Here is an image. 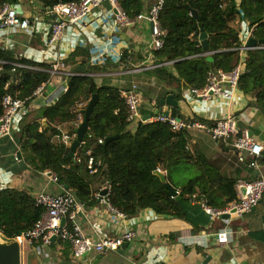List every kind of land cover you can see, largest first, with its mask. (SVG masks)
<instances>
[{"label":"trees","instance_id":"trees-1","mask_svg":"<svg viewBox=\"0 0 264 264\" xmlns=\"http://www.w3.org/2000/svg\"><path fill=\"white\" fill-rule=\"evenodd\" d=\"M22 1L0 0V6L9 4L14 7ZM34 1L45 12L58 4L80 0ZM162 2L158 19L165 35L162 48L153 50L154 65L172 64L157 67L148 74L170 87L166 94H173L175 100H181V84L190 90L201 89L210 72L220 70L227 73L240 66L237 89L252 96L254 104L264 113V48H259L264 45L247 50L246 62L241 64L238 39L240 18L247 23L253 39L264 40V0H240L238 10L234 0ZM120 5L129 18H135L142 13L143 0H121ZM191 11L197 12L198 22L191 16ZM199 27L207 34L208 55H203L201 46L196 44ZM79 54L84 60L76 63L74 60ZM123 55L121 61H124ZM88 59V52L80 49L69 57V62L75 65L71 73L77 75L68 77L66 91L53 106L37 108L23 132L15 134L21 147L20 154L30 168L41 173H55L58 183L67 186L66 190L79 203H86L93 192L100 193V188L109 183V204L127 217H133L141 210H151L159 216L187 221L184 205L190 200L216 211L238 202L235 192L240 175L238 169L234 174L221 172L201 151L191 152L188 145L197 133L191 129L173 132L167 124L160 122L138 123L135 130L128 128V111L121 90L80 75L88 73ZM51 66L35 64L0 48V69L5 72L0 75V116L5 95L22 100L21 112L27 116L34 105V92L50 79ZM169 66L174 73L167 71ZM10 72L14 75L7 74ZM84 83H88L85 93L89 99L97 95L98 102L89 119L83 144L76 151L80 157V163H76L68 158L70 149L63 153L56 151L48 141L46 130L50 119L65 118V109L73 107ZM170 115L181 117L177 109L171 110ZM44 119L47 126L42 124ZM115 136L117 138L105 143L107 138ZM99 139L103 140L101 144ZM88 150L99 163L93 174L86 168ZM153 165L165 175V183L152 174ZM166 184L178 193L177 196L170 194ZM42 212V207L27 191L0 189V232L5 237L16 238L30 230Z\"/></svg>","mask_w":264,"mask_h":264},{"label":"crops","instance_id":"crops-1","mask_svg":"<svg viewBox=\"0 0 264 264\" xmlns=\"http://www.w3.org/2000/svg\"><path fill=\"white\" fill-rule=\"evenodd\" d=\"M101 1L100 6L83 22L67 28L60 42L50 44L51 18L34 0H23L14 9L19 16L29 18L31 23L26 30L15 27L0 31V48L35 64L52 65L60 62L66 73H71L75 67L69 62V57L78 49L87 51L88 73H82L84 76L119 90H126L131 84H136L141 96V117L154 115L160 107V101L173 94H166L170 87L148 74L157 67L133 72V69L146 68L155 63L151 48V25L141 19L131 26H115L112 8L106 1ZM155 2L143 0L141 14H146ZM239 3L240 0H234L237 10ZM238 21L240 63L243 64L247 59L246 51L250 50L246 46L252 37L247 23L240 18ZM122 54L124 61H121ZM203 55H208V52ZM83 57L79 54L74 62L84 60ZM167 71L174 73L172 66ZM67 79L50 77L42 94L35 98L29 114L24 116L23 112L19 113L13 126V139L0 137V189L23 190L33 197L42 189L49 192L60 190V183H51L47 176L34 171L24 162L15 134L23 132V127L30 122L37 108L50 107L57 102L63 88H66ZM87 88L88 83L81 86L80 97L86 95ZM180 89L182 99L177 101L173 96L181 115L179 119L212 124L233 116L238 121V129H247L249 135L264 148V113L254 104L252 96L244 95L236 88L230 90V98L215 95L203 100L193 96L184 84H181ZM166 109L170 110L168 107ZM77 112L82 114V109L73 106L65 109V118L48 121L46 135L58 153L70 149L72 142L69 145L62 144L61 136L63 133L74 134L81 122ZM42 124L47 126L46 119ZM65 127L69 130H64ZM128 128L132 129L131 126ZM188 146L191 152L199 150L205 154L221 172L234 174L238 169L239 180L264 178V150L255 159L257 166L249 168L238 164L235 154L215 144L204 133L197 132ZM244 155L247 161L253 160L246 153ZM97 193L93 192L86 203H80L83 207L80 220L84 233L89 239L97 240L115 239L125 231H134L135 238L127 243L125 249L75 258L68 243L53 239L49 246L34 245L28 248L24 253L23 264H264V195L249 213H230L228 219L208 214L204 211L206 207L190 200L184 205L187 221H183L159 216L151 210H141L133 217L121 216L96 199ZM224 227L231 229V239L227 244L219 245L214 234Z\"/></svg>","mask_w":264,"mask_h":264},{"label":"built area","instance_id":"built-area-1","mask_svg":"<svg viewBox=\"0 0 264 264\" xmlns=\"http://www.w3.org/2000/svg\"><path fill=\"white\" fill-rule=\"evenodd\" d=\"M103 1H106L114 12L113 22L115 26H131L135 24L137 20H147L151 25L152 50H159L162 48L165 31L161 28L158 19L159 11L161 10L163 3L162 0H156L155 4L146 14H139L135 18H129L126 15L120 5L121 0ZM101 2V0H80L77 3L58 4L51 9L45 10V15L51 18L48 42L50 44L60 42L67 28L83 22L90 13L100 6ZM30 23V19L19 16L13 6H10L9 4H3L0 6V31L15 27L21 30H26L28 29ZM170 64L171 62H165L163 64L151 65L146 68L139 67L133 69V72ZM63 67V64L60 62L52 64L50 77H54L59 80L61 78H68L70 76L77 75L74 73L64 72ZM26 68L34 70V68L31 67ZM80 75L84 76L83 74ZM89 75L93 77V75ZM240 75V66L235 67L232 71L227 73L220 70L210 72L207 76L205 86L201 89H192L190 92L193 96L203 100H208L215 95L230 98V90L237 88ZM44 87V85L39 87L34 92L33 96L35 98L40 96ZM65 91L66 88H63L62 92L64 93ZM120 95L124 98L125 105L127 107V121L134 130L138 123L150 122L167 124L173 132H178L182 129H191L195 132L208 135L215 144L228 148L233 154H235L238 164H244L249 168H255L257 166L255 159L260 157L264 148L259 142L255 141L249 135V131L247 129H238V121L235 117L227 116L223 119L215 121L212 124L202 121L181 120L178 117L176 118L171 116L170 114L168 116H152L151 118L142 121V117L139 112L141 96L138 86L136 84H131L129 89L121 90ZM23 106L24 102L22 100L13 98L10 95H5L3 97V113L0 116V137L13 139V126L17 122V117L22 111ZM78 108L83 110L85 108V104L80 103ZM74 138L75 133L71 135L63 133L61 136V142L64 145H69ZM102 142V139L98 140L99 144ZM82 144L83 141L80 146ZM245 153L252 157L253 160L247 161L244 155ZM86 156V168L90 174H93L96 172L99 163L97 164L95 162L94 158L91 156V151L88 150L86 152ZM73 160L76 163H80V157L76 154L74 155ZM43 175L47 176L51 183L58 185V178L55 173L46 171L43 172ZM59 188L60 190L58 192H49L46 189H42L35 195V202L38 206L42 207L43 212L40 219L30 230L17 237L21 245L22 255H24L28 248H31L34 245L49 246L53 239H59L69 244L72 255L75 258H81L83 255L87 254L116 252L123 243H129L135 238V232L129 230L125 231L115 239H89L85 235L81 225L80 214L83 212L82 204L76 200L70 191L62 188L61 185H59ZM242 190H244L243 193ZM100 191V193L95 195L96 199L106 205L114 213L124 216L112 208L108 202L107 196L110 191L109 183L104 184ZM235 192L238 202L231 204L225 210L216 211L206 207L204 211L208 214L217 216L225 213H231V211H234V214L238 215L249 213L257 206L264 195V178H259L249 182L239 180L235 185ZM231 235V229L229 227H224L218 230L214 234V237L217 244L223 245L230 241Z\"/></svg>","mask_w":264,"mask_h":264},{"label":"water","instance_id":"water-1","mask_svg":"<svg viewBox=\"0 0 264 264\" xmlns=\"http://www.w3.org/2000/svg\"><path fill=\"white\" fill-rule=\"evenodd\" d=\"M191 16L194 17V19H196L198 22L197 12L191 11ZM196 44H199L204 52L208 51L207 34L204 32L202 27H199V37H198V41L196 42ZM259 45H264V40L257 41L251 38L248 41L246 48L254 49ZM208 60L210 61V59ZM4 73H5L4 71L0 70V75ZM7 74L11 76L14 75L13 72H10ZM97 102H98V96L93 95L90 98L84 110L82 111L83 121L74 130L75 138L71 143L70 152L68 154V158L72 160H73L74 155L76 154L77 149L80 147L81 142L83 141L85 135L88 132V122H89L90 117L93 114V111H94V108ZM167 107L170 108V110L178 109L177 102L173 99L172 95H168L166 96L164 100L160 101V107L157 110H155L154 116H157V115L168 116L170 114V110H167L166 109ZM151 117L152 115L143 116L142 121H145ZM115 138H117V136L107 138L105 140V143H108L109 141ZM152 174L157 176L162 183L166 182L165 175L155 165H153L152 167ZM64 188L67 189V186H64ZM166 188L169 190L170 194H172L173 196H177L178 193L173 191L172 188L168 184H166ZM243 192L244 190H242V193ZM177 199H180V197H178ZM231 213H234V211H231ZM229 215L230 213H225V214H221L220 216L223 219H228ZM126 247H127V243H123L119 249L123 250ZM23 258H24V255H22L21 245L17 237L7 238L0 232V264H23Z\"/></svg>","mask_w":264,"mask_h":264},{"label":"rangeland","instance_id":"rangeland-1","mask_svg":"<svg viewBox=\"0 0 264 264\" xmlns=\"http://www.w3.org/2000/svg\"><path fill=\"white\" fill-rule=\"evenodd\" d=\"M89 100H90V99H89V97H88L87 94H86V95H83L82 97L78 98V99L74 102V105H73V106L76 107V106L79 105V103H83V104H85V107H86V105H87V103L89 102ZM139 108H140V106H139ZM78 109H79V108H78ZM83 110H84V109H83ZM83 110H82V111H83ZM78 114H80L79 117H80V119H81L80 121L82 122V121H83V113L81 114L80 112H79V113L77 112V115H78ZM152 116H154V115H152ZM78 120H79V119H78ZM81 122H80V123H81ZM69 128H70V127H69ZM64 130H69V129H68V127H65ZM131 130H133V128H132Z\"/></svg>","mask_w":264,"mask_h":264},{"label":"clouds","instance_id":"clouds-1","mask_svg":"<svg viewBox=\"0 0 264 264\" xmlns=\"http://www.w3.org/2000/svg\"><path fill=\"white\" fill-rule=\"evenodd\" d=\"M1 70V69H0Z\"/></svg>","mask_w":264,"mask_h":264}]
</instances>
